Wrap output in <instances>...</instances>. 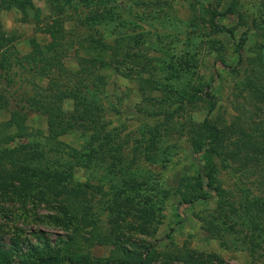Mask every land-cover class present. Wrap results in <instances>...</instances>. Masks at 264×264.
Returning <instances> with one entry per match:
<instances>
[{"label":"rangeland","instance_id":"374dc122","mask_svg":"<svg viewBox=\"0 0 264 264\" xmlns=\"http://www.w3.org/2000/svg\"><path fill=\"white\" fill-rule=\"evenodd\" d=\"M95 15L103 17L92 21ZM56 19L69 35L61 51L64 70L50 73L39 62L17 67L18 84L12 93L26 94L17 102L29 114L28 126L45 133L46 118L30 107L28 95L46 102L53 83L77 96L79 103L73 97L63 103L70 114L84 108L86 129L62 138L73 149L82 150L104 125L111 136L90 158L59 156L50 165L54 177L47 192L53 196L63 184H89L99 225L108 230L117 215L111 212L114 198L128 183H140L141 196L132 197L143 205L135 203L134 211L120 219V228L133 241L152 244L159 253L173 242L215 255L225 264H264V215H255L250 205L264 200V171L233 155L236 146L225 154L228 168L222 157L214 158L221 195L179 206L194 192L204 165L188 142L193 124L206 118L224 126L244 122L248 134L257 133L252 141L264 130V106L244 86L249 70L260 65L252 66L251 60L262 55L264 62V0H0V26L7 42L13 40L8 44L16 58L32 52L33 40L54 47L55 33L49 28ZM239 54L243 66L238 65ZM78 57L102 62L95 76H103L104 84L84 75L87 68ZM14 108L12 102L0 112V124ZM22 205L0 193L3 244L12 245L16 237L26 245H37L38 236L52 244L68 240L70 233L49 218L56 210L44 204ZM148 206H154L155 223L144 234L139 209ZM111 250L90 248L97 259L109 258Z\"/></svg>","mask_w":264,"mask_h":264},{"label":"trees","instance_id":"16d2710c","mask_svg":"<svg viewBox=\"0 0 264 264\" xmlns=\"http://www.w3.org/2000/svg\"><path fill=\"white\" fill-rule=\"evenodd\" d=\"M19 5L18 7L26 10L22 4ZM99 17L103 16L95 15L91 20L95 19L98 22ZM60 21L56 19L49 28L50 32L55 33L56 45L43 47L33 40L32 52L23 59L16 58L17 53L15 55L11 51L12 46L9 47V44L13 40L11 43L7 42L6 34L2 32L0 26V112L7 110L12 102L15 103L10 118L0 124V193L21 201L24 208L30 204L34 208L44 204L56 210L58 214L50 216V220L70 234L67 241L60 240L56 244H52L43 236H38L37 245H26L21 237H16L12 240V245L8 246L2 243L3 227L0 225V264H225L215 255L191 250L185 246L178 247L173 242H171L173 247L168 246L165 252L159 253L154 245L138 243L127 237L120 228V219L124 221V216L134 211L132 207H135V203L138 206L143 205L132 197L141 196L138 191L140 183H128L129 186L120 190L114 198L111 212L117 215L110 220L111 225L108 230L99 225L98 216L94 212L93 199H90L92 186L89 184L80 183L72 186L63 184L53 196L47 192V185L54 177L50 165L59 156L65 154L74 159L90 158L111 136L109 132L105 134L106 126L104 125L103 130L93 134L90 142L82 150L73 149L63 142L62 138L76 130L86 129V118L82 116L84 108H77L76 116L75 113L65 112L63 103L71 97L79 103L81 100L77 96L55 87L53 83L48 88L53 95L48 96L46 102L40 103L35 96L27 94L30 107L46 118L47 133H45L43 130H31L28 126L29 114L25 106L17 102V99H22L26 94L19 97L17 92L12 93L13 87L18 84V73L15 72L17 67L39 62L44 63L50 73L55 69L60 72L64 70L61 63V51L66 45L65 42L68 43L69 35L62 32L63 27ZM216 28L223 30L218 25ZM245 40L246 38L242 39L238 44V52L242 51ZM8 54L15 55L16 60L9 59ZM78 59L82 67L87 68L86 70L83 68L84 75L94 77L101 85L104 84L103 76H95V70L102 66L100 60H88L82 57ZM251 61L252 66L256 63L260 65L256 70H249L244 86L251 93L253 100L258 105L264 106L263 57L259 55ZM243 63V56L239 54L238 65L243 66ZM232 71H237V68H232ZM47 75L49 76L48 71ZM96 80L94 85L97 84ZM214 106L212 105L211 110ZM167 117L170 120V114ZM233 125L224 126L206 118L202 123L193 124L189 130L186 129L194 156L199 157L204 165L199 167L197 182L192 186L194 192L183 197L182 202L179 203L180 207L195 205L198 201H206L221 195L216 179L219 168L214 158L222 157L223 167L228 168L229 164L225 162L229 155L225 157V154L232 146L237 148V152L233 155L238 158L243 157L247 163L253 162L264 171V156H262L264 155V130L258 139L255 138L252 141L251 138L255 132L248 134V128L244 122ZM246 139L250 140L245 141ZM20 143L22 145L10 149L12 145ZM250 205L255 215H264V200L255 199L250 201ZM152 207L154 208V206H148L146 209L143 207L139 209L141 210L140 226L144 234L149 225L155 223ZM94 246H111L110 257L94 258L90 252V248Z\"/></svg>","mask_w":264,"mask_h":264}]
</instances>
